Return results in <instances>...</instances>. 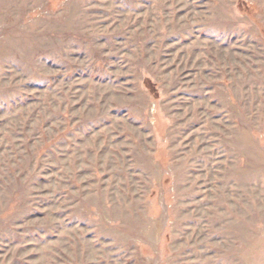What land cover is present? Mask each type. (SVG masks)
<instances>
[{"label":"rangeland","instance_id":"374dc122","mask_svg":"<svg viewBox=\"0 0 264 264\" xmlns=\"http://www.w3.org/2000/svg\"><path fill=\"white\" fill-rule=\"evenodd\" d=\"M0 264H264V0H0Z\"/></svg>","mask_w":264,"mask_h":264}]
</instances>
